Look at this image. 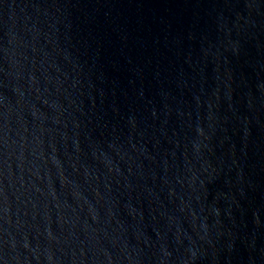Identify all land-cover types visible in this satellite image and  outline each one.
Segmentation results:
<instances>
[{"label":"water","instance_id":"95a60500","mask_svg":"<svg viewBox=\"0 0 264 264\" xmlns=\"http://www.w3.org/2000/svg\"><path fill=\"white\" fill-rule=\"evenodd\" d=\"M0 264H264V0H0Z\"/></svg>","mask_w":264,"mask_h":264}]
</instances>
